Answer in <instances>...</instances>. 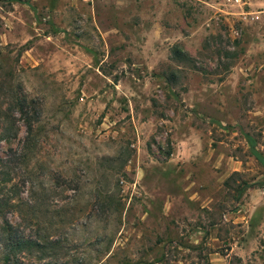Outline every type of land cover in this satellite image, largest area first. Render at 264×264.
Wrapping results in <instances>:
<instances>
[{"label": "rangeland", "instance_id": "obj_1", "mask_svg": "<svg viewBox=\"0 0 264 264\" xmlns=\"http://www.w3.org/2000/svg\"><path fill=\"white\" fill-rule=\"evenodd\" d=\"M1 173L13 261L264 264V0H0Z\"/></svg>", "mask_w": 264, "mask_h": 264}, {"label": "trees", "instance_id": "obj_2", "mask_svg": "<svg viewBox=\"0 0 264 264\" xmlns=\"http://www.w3.org/2000/svg\"><path fill=\"white\" fill-rule=\"evenodd\" d=\"M175 53H180L178 49L174 50ZM15 96V94H13ZM15 100L12 102V108H14L22 115L24 116V123L26 126V133L27 135H30L32 133V121L30 120L28 116H25L28 114L27 107H26V98L23 96L16 95ZM251 150L256 158L259 157V153L255 148L253 147V143L251 144ZM3 175H0V188L8 186L7 192L8 196L3 197L0 195V208L3 204H10L11 206L18 207V203L21 201L20 192L17 189L16 184H12L10 181V178L5 176V173H1ZM11 183V184H10ZM33 244V241L30 238L24 237L21 234L15 233V230L13 229L12 224L5 221L4 224H0V245L2 246V249H5V258H4V264H7L10 262V264H24L21 261L16 260L13 261V256L15 257L17 252H21L23 250H29V247H31Z\"/></svg>", "mask_w": 264, "mask_h": 264}]
</instances>
